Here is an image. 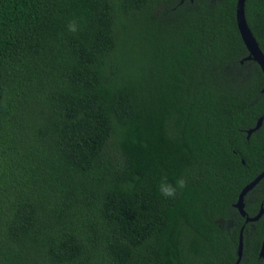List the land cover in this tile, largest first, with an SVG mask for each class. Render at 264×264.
<instances>
[{"label":"trees","instance_id":"1","mask_svg":"<svg viewBox=\"0 0 264 264\" xmlns=\"http://www.w3.org/2000/svg\"><path fill=\"white\" fill-rule=\"evenodd\" d=\"M237 2L0 0V264H236L243 228L264 264V214L235 208L264 172ZM245 13L264 52V0Z\"/></svg>","mask_w":264,"mask_h":264},{"label":"water","instance_id":"2","mask_svg":"<svg viewBox=\"0 0 264 264\" xmlns=\"http://www.w3.org/2000/svg\"><path fill=\"white\" fill-rule=\"evenodd\" d=\"M247 0H238L237 8H236V18H237V25L239 32L241 34L242 40L249 52V57L246 60H253L256 62L259 67L261 68L264 74V52L259 46L257 39L255 38L253 32L251 31L245 13V5ZM263 124V118H260L256 127L248 131V137L252 135L255 131L261 128ZM264 179V172L261 173L254 181H252L249 185H247L243 191L241 192L238 202L235 204V208L240 212L241 216L246 218L247 223H254L260 220L262 215L264 214V207L261 208L259 214L256 217H249L245 211V203L244 199L245 196L252 191L262 180ZM244 228L241 230L240 239H239V248H238V260L236 264H239L242 256H243V249H244ZM259 258L263 259L264 261V241L262 244V248L259 254Z\"/></svg>","mask_w":264,"mask_h":264},{"label":"clouds","instance_id":"3","mask_svg":"<svg viewBox=\"0 0 264 264\" xmlns=\"http://www.w3.org/2000/svg\"><path fill=\"white\" fill-rule=\"evenodd\" d=\"M67 30L73 34L79 32L81 30L79 20L73 19L70 21L67 25ZM186 183V180L182 177L170 182L165 174L160 178L158 190L163 198L173 199L177 196L179 190H183L186 187Z\"/></svg>","mask_w":264,"mask_h":264}]
</instances>
